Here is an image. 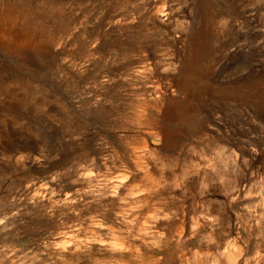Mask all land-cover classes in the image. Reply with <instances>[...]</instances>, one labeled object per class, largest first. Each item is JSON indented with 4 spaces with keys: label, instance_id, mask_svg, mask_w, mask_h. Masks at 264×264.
I'll return each instance as SVG.
<instances>
[{
    "label": "rangeland",
    "instance_id": "obj_1",
    "mask_svg": "<svg viewBox=\"0 0 264 264\" xmlns=\"http://www.w3.org/2000/svg\"><path fill=\"white\" fill-rule=\"evenodd\" d=\"M224 251L264 256V0H0V264Z\"/></svg>",
    "mask_w": 264,
    "mask_h": 264
},
{
    "label": "bare ground",
    "instance_id": "obj_2",
    "mask_svg": "<svg viewBox=\"0 0 264 264\" xmlns=\"http://www.w3.org/2000/svg\"><path fill=\"white\" fill-rule=\"evenodd\" d=\"M7 7H9L8 8V11H13V7L10 5V6H7ZM157 13L158 14H160V15H162V16H167L168 18H170L172 15H173V9H171V7H169V8H167L166 6H164V7H161V8H158V10H157ZM5 16V15H4ZM8 20V19H7ZM6 20V17L3 19V26L5 25L6 26V22H8ZM8 28V27H7ZM4 30H6V29H4ZM4 32V31H3ZM4 34V33H3ZM7 34V33H6ZM5 34V35H6ZM154 88H158L159 87V83L158 84H153L152 85ZM147 151V150H146ZM145 153H147V152H145ZM140 154V153H139ZM146 156V155H145ZM144 159V158H143ZM140 167V166H139ZM137 171H138V174L140 175V176H147V172L145 171V170H143L142 168H138V166H137ZM122 176H123V173L121 174ZM121 176V177H122ZM117 186L116 187H118L119 189H122V191L123 192H130L131 194H134V189H133V186H132V183L130 182V181H117ZM185 219V218H184ZM186 220V219H185ZM137 223L138 224H140V228H139V230H138V237H140V239H141V241H143L145 244H147V240H148V238H151V237H153L152 235V229H151V227H149L148 225H147V223H141V221H140V219H139V216L137 215ZM185 223V222H184ZM175 226L176 225H178V223H173ZM180 226V225H179ZM178 226V227H179ZM182 226V225H181ZM184 226H185V224H184ZM181 228V227H180ZM183 228V231H185L184 230V227H182ZM182 234H183V232H181ZM152 241V240H151ZM233 244V243H232ZM234 248H235V246H234ZM236 249V248H235ZM234 250V249H233ZM160 251V250H159ZM229 251V250H228ZM232 251V250H231ZM235 252V251H234ZM238 252V251H237ZM222 254V253H221ZM233 252L232 253H229V252H225L224 251V258H225V263L226 264H237V259L238 258H235V257H233ZM235 255V254H234ZM239 257V256H238ZM137 260H140V264H144L146 261H144L145 260V258H144V256L143 255H141ZM254 264H264V256L263 257H260V258H258L257 260H255L254 261Z\"/></svg>",
    "mask_w": 264,
    "mask_h": 264
}]
</instances>
